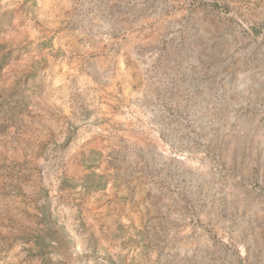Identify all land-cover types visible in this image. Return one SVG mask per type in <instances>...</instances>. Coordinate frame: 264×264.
I'll list each match as a JSON object with an SVG mask.
<instances>
[{
  "label": "rangeland",
  "instance_id": "rangeland-1",
  "mask_svg": "<svg viewBox=\"0 0 264 264\" xmlns=\"http://www.w3.org/2000/svg\"><path fill=\"white\" fill-rule=\"evenodd\" d=\"M0 264H264V0H0Z\"/></svg>",
  "mask_w": 264,
  "mask_h": 264
}]
</instances>
